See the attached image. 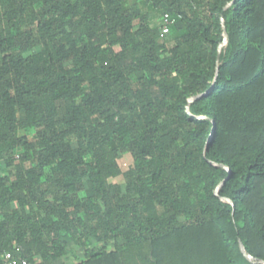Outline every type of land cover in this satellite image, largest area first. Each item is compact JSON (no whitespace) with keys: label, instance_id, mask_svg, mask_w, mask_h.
Wrapping results in <instances>:
<instances>
[{"label":"trees","instance_id":"1","mask_svg":"<svg viewBox=\"0 0 264 264\" xmlns=\"http://www.w3.org/2000/svg\"><path fill=\"white\" fill-rule=\"evenodd\" d=\"M74 248L264 264V0H0V254Z\"/></svg>","mask_w":264,"mask_h":264},{"label":"rangeland","instance_id":"2","mask_svg":"<svg viewBox=\"0 0 264 264\" xmlns=\"http://www.w3.org/2000/svg\"><path fill=\"white\" fill-rule=\"evenodd\" d=\"M132 2V1H131ZM161 21V18L158 17V18H152V22H157V23H160ZM119 164L121 166V168L123 170H126L128 169L132 164H133V157L130 155V154H126L124 155L120 160H119ZM114 182H118V183H124V179L123 177H117V178H114L112 179ZM75 253L76 252V248H74V250H72L68 255H66L65 257H63L61 260H60V264H72L74 261H76V257H75ZM78 257L82 256V254L78 253L77 255Z\"/></svg>","mask_w":264,"mask_h":264},{"label":"built area","instance_id":"3","mask_svg":"<svg viewBox=\"0 0 264 264\" xmlns=\"http://www.w3.org/2000/svg\"><path fill=\"white\" fill-rule=\"evenodd\" d=\"M175 19L169 14L164 15L163 31L166 33L170 29V25L173 24ZM0 264H27V260L18 258L13 255L12 252L6 251L0 254Z\"/></svg>","mask_w":264,"mask_h":264},{"label":"water","instance_id":"4","mask_svg":"<svg viewBox=\"0 0 264 264\" xmlns=\"http://www.w3.org/2000/svg\"><path fill=\"white\" fill-rule=\"evenodd\" d=\"M244 250V249H243Z\"/></svg>","mask_w":264,"mask_h":264}]
</instances>
